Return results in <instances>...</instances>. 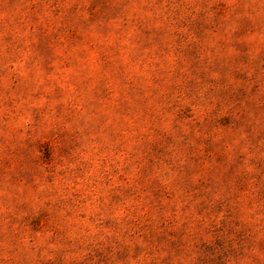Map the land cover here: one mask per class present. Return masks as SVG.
<instances>
[{
  "label": "rangeland",
  "instance_id": "obj_1",
  "mask_svg": "<svg viewBox=\"0 0 264 264\" xmlns=\"http://www.w3.org/2000/svg\"><path fill=\"white\" fill-rule=\"evenodd\" d=\"M0 264H264V0H0Z\"/></svg>",
  "mask_w": 264,
  "mask_h": 264
}]
</instances>
